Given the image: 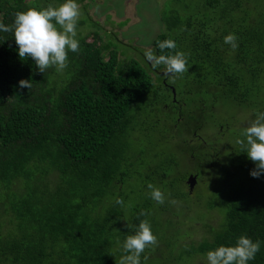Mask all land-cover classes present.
I'll use <instances>...</instances> for the list:
<instances>
[{
  "label": "trees",
  "instance_id": "16d2710c",
  "mask_svg": "<svg viewBox=\"0 0 264 264\" xmlns=\"http://www.w3.org/2000/svg\"><path fill=\"white\" fill-rule=\"evenodd\" d=\"M56 2L0 0V22ZM168 9L150 50L162 54L157 41L171 38L186 54L187 71L169 77L175 94L150 74L164 66L149 50L121 58L101 29L78 37L62 74L39 72L12 33H0V264H120L119 242L144 219L157 242L141 264H207V250L241 234L264 242V172L249 174L255 164L236 143L264 111V0H173ZM230 32L234 50L223 41ZM227 106L244 118L220 131L214 115ZM195 131L208 139L188 142ZM150 183L164 203L150 198ZM249 264H264V243Z\"/></svg>",
  "mask_w": 264,
  "mask_h": 264
},
{
  "label": "clouds",
  "instance_id": "9594fccd",
  "mask_svg": "<svg viewBox=\"0 0 264 264\" xmlns=\"http://www.w3.org/2000/svg\"><path fill=\"white\" fill-rule=\"evenodd\" d=\"M81 15L78 0H57L46 7H29L15 13L12 25L0 22V33L11 32L16 51L21 60L31 58L36 69L44 72L53 68L56 73L62 74L69 64V52H78L80 41L78 39V20ZM225 44L234 50L238 47L235 33H228L223 37ZM156 47L162 54L155 55L154 50L145 53L149 61L155 65H163V71L173 77L182 75L187 71L186 54L177 49L174 39L166 38L157 41ZM175 50L171 54L164 50ZM18 84L22 88L30 89V80L21 79ZM236 143L242 146L243 152L255 164L250 170L253 177L264 172V111L257 112L253 121L245 128L242 138ZM150 198L157 204L164 203L165 194L159 187L151 183ZM116 203H122L117 199ZM157 238L147 219L139 221L134 230L119 242L122 252L120 264H141V254L150 245H155ZM262 241L253 240L241 234L235 242L229 245H218L205 253L207 264H249L259 252Z\"/></svg>",
  "mask_w": 264,
  "mask_h": 264
},
{
  "label": "rangeland",
  "instance_id": "374dc122",
  "mask_svg": "<svg viewBox=\"0 0 264 264\" xmlns=\"http://www.w3.org/2000/svg\"><path fill=\"white\" fill-rule=\"evenodd\" d=\"M171 1L173 0L79 1L81 15L78 20V37L101 29L102 33H107L118 41L113 40L114 46L119 48L121 58L129 55L134 58L141 57L144 54L143 51L151 49L153 39L163 30L160 17L169 10ZM89 40L92 38L90 37ZM230 117L240 121L244 118V113L240 109L227 106L214 115L215 120L226 123L232 120ZM204 188L203 183L199 184L197 192L200 191L203 194ZM3 199H5V195H3ZM193 202L195 203V201ZM182 205L177 204V207ZM195 211L196 213L194 212L192 215L194 218L197 213L202 214L198 207ZM1 219L3 220V213L0 205V223Z\"/></svg>",
  "mask_w": 264,
  "mask_h": 264
},
{
  "label": "flooded vegetation",
  "instance_id": "af4514ba",
  "mask_svg": "<svg viewBox=\"0 0 264 264\" xmlns=\"http://www.w3.org/2000/svg\"><path fill=\"white\" fill-rule=\"evenodd\" d=\"M163 69L164 68H156V67H153L152 66V69L150 71V74L153 76V78L155 79V81H158L159 80L167 89L172 90V88H174V87L169 83V77H171V75H161L160 72H162ZM173 103L174 104H177L174 99H173ZM166 105H168V104H165L163 106H166ZM228 122H230L231 124L228 123ZM228 122L227 123L224 122V124H222L220 126V131L221 130L223 131L225 129V127H230L231 125H233V121L232 120H230ZM207 136L208 135L206 133H198V131L197 132L195 131L193 133V137L188 142L195 144V142L197 141V139L198 140L200 139V140H202V141L205 142L208 139ZM190 174H193V175H196L197 176V173L195 171H189L187 173V175H186V180H185L186 184H187V178H188V176ZM187 186H188V184H187ZM188 189H189V187H188Z\"/></svg>",
  "mask_w": 264,
  "mask_h": 264
},
{
  "label": "water",
  "instance_id": "95a60500",
  "mask_svg": "<svg viewBox=\"0 0 264 264\" xmlns=\"http://www.w3.org/2000/svg\"><path fill=\"white\" fill-rule=\"evenodd\" d=\"M161 75H168L166 72L162 71L160 72ZM172 92L173 94H175V89L172 88ZM197 183V176L196 175H193V174H190L187 178V184H188V187H189V191L192 192L195 185Z\"/></svg>",
  "mask_w": 264,
  "mask_h": 264
}]
</instances>
